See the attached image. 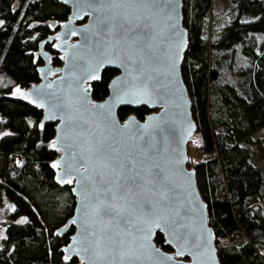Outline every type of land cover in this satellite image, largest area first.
Wrapping results in <instances>:
<instances>
[{
    "label": "water",
    "instance_id": "obj_1",
    "mask_svg": "<svg viewBox=\"0 0 264 264\" xmlns=\"http://www.w3.org/2000/svg\"><path fill=\"white\" fill-rule=\"evenodd\" d=\"M57 2L67 8L66 17L39 22L50 33L37 41L34 50L27 51L36 64V82L26 87L12 86L4 96L39 111L37 126L53 125L48 146L54 157L49 168L53 182L68 187L73 197L70 216L52 233L60 237L71 229L68 242L60 248L62 260L75 259L77 264H221L206 203L199 193L195 170L188 165V145L195 123L181 74L187 47L182 0H158L157 8L121 14L133 23L137 17L150 16L157 33L154 47L163 45L167 49L168 58L160 65V71L148 68L152 83L151 96L145 97L147 103H129L125 94L134 73L131 65L125 66L124 57L135 47L120 40L119 28L111 36L100 31L96 22L99 13L88 7L94 0ZM170 34L171 40L165 43ZM46 45H50L53 54ZM102 47L114 54H102ZM53 58L58 64L53 63ZM104 69L115 73L107 82L106 95L98 100L92 95L91 85L100 80ZM57 97H63L66 106H53V101L59 102ZM121 107H143L147 113L138 118L130 112L120 118ZM137 128L147 131L140 137ZM101 146L113 157L111 166L95 159L93 153ZM84 160L90 161L87 172L81 163ZM53 164L58 167L53 168ZM70 166L79 171L69 172ZM156 172L161 176H156ZM98 173H103L105 183H96L85 192L82 174ZM129 176L137 177L140 185L131 193L118 194L127 220L107 223L95 217L91 206L96 189L103 190L111 180ZM164 193L167 196L162 200ZM149 206H155L157 211L145 217ZM102 234H112L117 241L122 239L125 254L113 251V244H96ZM156 235L161 236L162 245L156 243Z\"/></svg>",
    "mask_w": 264,
    "mask_h": 264
},
{
    "label": "trees",
    "instance_id": "obj_2",
    "mask_svg": "<svg viewBox=\"0 0 264 264\" xmlns=\"http://www.w3.org/2000/svg\"><path fill=\"white\" fill-rule=\"evenodd\" d=\"M215 8L213 0H182L187 47L181 74L195 123L188 165L206 203L220 263L264 264V214L249 207L254 201L264 206L263 176L240 145L264 132V0H229L225 10ZM67 12L57 0H0V73L12 82L0 88V192L12 204L0 264H77L61 257L71 229L52 235L73 207L69 188L57 186L49 168L53 125L38 129L39 111L4 96L12 86L36 82L27 51L49 34L38 23L63 20ZM114 73L104 69L92 83L94 98L106 95ZM130 112L142 118L147 110L118 109L120 118ZM155 241L162 245L160 235Z\"/></svg>",
    "mask_w": 264,
    "mask_h": 264
},
{
    "label": "snow or ice",
    "instance_id": "obj_3",
    "mask_svg": "<svg viewBox=\"0 0 264 264\" xmlns=\"http://www.w3.org/2000/svg\"><path fill=\"white\" fill-rule=\"evenodd\" d=\"M171 3V0H167ZM94 12L99 13L96 17V22L100 26V31L108 36L114 34L115 30L119 28L120 40L127 43L129 46H134L135 50L129 52L127 56L124 57L126 61V67L131 65L130 71L134 73L130 81H128L129 87L125 90V94L129 97V103L143 102L147 103L145 97L151 96V83L152 77L147 74L149 66H152L156 71H160V65L165 63L167 60V49L163 45L157 49L154 47V41L156 39L157 33L155 32L154 24L150 16L137 17V22L133 23L128 19L127 15H121L127 12H140L146 9L150 10L158 7V0H94V3L89 4ZM23 8V3L21 4ZM163 10V7L160 8ZM119 17V23L117 24V19ZM4 21L0 20V28H2ZM171 34L165 38V43L171 40ZM103 45L104 41H100ZM101 52L104 55L112 53V50L107 47H102ZM114 54V53H112ZM98 78V76L96 77ZM124 83V82H121ZM19 92V89H17ZM58 103L53 101V106L64 107V98L57 97ZM41 107V105H37ZM43 128V125H38ZM138 136L142 137L147 129H136ZM55 147V145H53ZM97 161L104 162L105 165L111 166L114 163L113 157L107 151L106 148L101 146L95 153H93ZM84 166L85 172L89 169V160H84L81 162ZM53 168L58 167L57 164L52 165ZM79 171L78 167L69 168V172ZM96 170L93 169L92 172ZM115 173V168L112 169ZM156 176H161L160 172L155 173ZM99 176V179H97ZM82 188L85 192L88 188L95 187L96 183L104 184L103 173H98L97 175H83L82 174ZM87 181V183H83ZM69 183L71 181H68ZM161 182L163 183V178L161 177ZM140 181L135 176H129L125 180L119 178L111 180L103 190L96 189L95 193V203L91 206V211L94 213L95 217H98L101 221H106L107 223H112L113 221L125 222L127 217L123 214L122 206L118 203V200L122 199L118 194L120 192L131 193L133 188L139 187ZM167 193H164L161 197L162 200L165 199ZM165 207H170L169 204H165ZM14 210V209H13ZM155 206H149L147 211L144 212L145 217H151L156 212ZM89 213L86 211L85 215ZM179 214L177 213V216ZM21 224H26L28 221L21 220ZM177 223L179 221L177 220ZM182 226V225H181ZM123 231V229H121ZM93 235H95L93 233ZM118 235V234H117ZM0 239L7 240V236H0ZM101 242H107L108 244H113L116 247L113 251H118L121 256L125 253L123 252V240L117 241L112 234H102L100 238L96 241V244ZM89 245L93 244L92 240H87ZM85 248V251H88Z\"/></svg>",
    "mask_w": 264,
    "mask_h": 264
},
{
    "label": "rangeland",
    "instance_id": "obj_4",
    "mask_svg": "<svg viewBox=\"0 0 264 264\" xmlns=\"http://www.w3.org/2000/svg\"><path fill=\"white\" fill-rule=\"evenodd\" d=\"M228 4L229 0H213V7H216L218 10H225ZM9 84H12L11 80L0 73V88ZM240 145L249 150L250 161L259 168L264 181V132L260 130L254 132L251 136H249L248 140L240 142ZM249 207L251 210H257L264 214V206L258 201L250 202ZM11 210V202H9L0 192V236H3V230L6 225V216Z\"/></svg>",
    "mask_w": 264,
    "mask_h": 264
},
{
    "label": "flooded vegetation",
    "instance_id": "obj_5",
    "mask_svg": "<svg viewBox=\"0 0 264 264\" xmlns=\"http://www.w3.org/2000/svg\"><path fill=\"white\" fill-rule=\"evenodd\" d=\"M49 33H50V31H49Z\"/></svg>",
    "mask_w": 264,
    "mask_h": 264
}]
</instances>
